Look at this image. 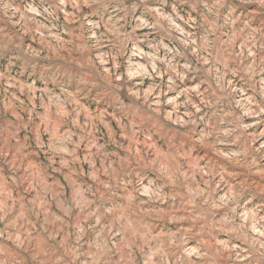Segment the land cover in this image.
<instances>
[{"label":"rangeland","instance_id":"374dc122","mask_svg":"<svg viewBox=\"0 0 264 264\" xmlns=\"http://www.w3.org/2000/svg\"><path fill=\"white\" fill-rule=\"evenodd\" d=\"M0 264H264V0H0Z\"/></svg>","mask_w":264,"mask_h":264}]
</instances>
